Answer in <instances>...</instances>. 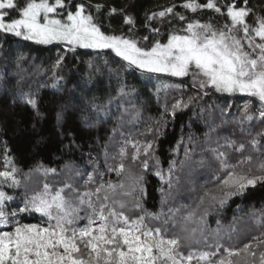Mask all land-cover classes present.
Segmentation results:
<instances>
[{"label":"trees","instance_id":"16d2710c","mask_svg":"<svg viewBox=\"0 0 264 264\" xmlns=\"http://www.w3.org/2000/svg\"><path fill=\"white\" fill-rule=\"evenodd\" d=\"M16 2L20 4L23 0ZM71 2L86 3L87 0ZM184 2L91 0L92 4L105 5L99 14L103 32L139 40L142 48L151 47L157 40L167 43L169 34L185 27L184 21L172 15L150 22L146 20L147 15L172 5H177L175 11L188 21H211L217 27L227 22L226 17L212 10L196 13L186 10L180 7ZM199 2L203 4L206 0ZM108 6L122 8L126 14L132 15L136 20L134 28L129 31L130 26L124 24L121 15L108 17ZM247 6L257 16H264V0H248ZM69 10L74 11V8ZM91 11L97 15L94 9ZM10 15L18 18L15 12ZM55 18L64 19L63 16ZM248 22L252 24L254 18ZM151 28H158L160 34L152 33ZM145 36L147 41L141 39ZM61 56L64 57L62 63L54 67ZM127 65V61L110 49L77 46L73 52L68 50L65 42L44 44L0 32V157L6 146L15 158L16 166L21 169L17 176L21 181L19 188L0 186V190L15 198L8 202L6 210L11 212L22 206L26 195L39 192L45 183L55 190L63 187L65 182H72L71 185L80 192L94 191L100 184L107 185L108 182L124 183L125 188L117 189L114 196L128 203L126 215L136 219L144 214L132 206L133 199H138L146 212L163 213L158 221L145 218L149 228L161 227L163 221L172 215L169 209H179L175 216L177 227L171 223L166 227L170 235L182 237L180 251L185 255L188 252L197 255L212 253L220 245L218 256L209 257L215 261L226 254L225 249L238 250L250 244V251L257 253L255 259L258 264L259 254L264 252V184L250 187L243 196H231L221 203L223 193L228 191H222L221 183L226 173L209 149L223 145L226 139L247 144L257 133L264 132V121L259 117L260 101L242 93L218 92L212 88L200 90L193 86L191 75L148 74ZM53 84L57 87L53 88ZM122 84L125 85L123 95L119 91ZM23 93H31L38 98V110L43 118L23 103ZM189 97L193 98L191 102ZM177 100H183L187 107L177 109L172 115L171 106ZM246 103L249 104L247 114L244 111ZM61 104L64 105V116L57 121L56 112ZM246 115L253 118L248 120ZM84 116H87V121L82 119ZM258 139L257 150L249 147L245 153L252 156L251 165H243L240 169L250 175L260 174L259 166L264 163V137ZM123 140L139 142L140 145L152 143L150 155L159 160L165 180L169 165L174 161L172 187L169 188L155 175L157 168L153 159H148L147 170L142 169L139 161H133L131 147L125 159L126 173L117 175L110 171V166L116 164L112 157L116 156ZM228 154L233 164L241 158L235 152L228 151ZM145 158L142 153L140 160ZM2 165L0 160V170H3ZM37 165L56 169V174L30 173V169ZM29 175L34 183H26L30 189L26 191L23 185ZM89 176L93 177L92 183L87 182ZM136 176L143 177L140 183L143 193L138 189L134 197L123 196L122 191L129 190L132 178ZM206 193H211L216 199H211ZM92 199L98 206L96 197ZM189 213H194V216L187 223V228L196 229L200 234L198 239H183L186 234L180 231L183 217ZM20 215L24 222H45L38 213ZM80 215L84 216L85 211L82 210ZM80 223L82 225L83 221ZM253 259L243 251L232 257L234 264H252ZM193 264L207 262L194 260Z\"/></svg>","mask_w":264,"mask_h":264},{"label":"snow or ice","instance_id":"6c2138e0","mask_svg":"<svg viewBox=\"0 0 264 264\" xmlns=\"http://www.w3.org/2000/svg\"><path fill=\"white\" fill-rule=\"evenodd\" d=\"M247 5L248 0H240L239 5L237 0L223 3L206 0L203 4L199 0H185L180 5L193 13L212 10L226 17L227 22L218 27L211 21H188L185 16L175 11L177 5L151 13L146 16L149 22L158 17L172 15L179 21H184L185 27L169 34L167 43L162 44L157 40L149 48L140 47L139 40L130 39L123 34L108 35L103 32L99 14L105 5L92 4L91 0L76 4L71 0H23L20 4L16 0H0V32L44 44L64 41L68 50L73 52L77 46L110 49L128 62V68L135 67L148 74L167 73L175 77L191 75L193 86L200 90L212 88L218 92L244 93L258 98L261 103L259 117L264 121V16H257ZM72 8L74 11L69 10ZM92 9L97 15H93ZM11 12H15L18 18H13ZM114 15L123 16L124 24L130 26L129 31L134 28L136 20L132 15L126 14L122 8L108 6L107 16ZM57 16H63L64 19L54 18ZM250 18H254L252 24L248 22ZM150 31L156 35L160 34L158 28H151ZM180 32L184 34H179ZM141 39L147 41L148 37ZM63 59V56L58 57L54 67L59 66ZM52 87H57V84ZM119 91L123 95L125 85L122 84ZM192 99L189 97V102ZM21 100L36 110L38 117L43 118V114L38 110L39 100L35 95L23 93ZM181 107H187V104L183 100H177L171 106L172 115ZM248 108L249 104L246 103L245 114ZM63 116L64 105L61 104L56 112L57 121H61ZM245 118L251 120L253 117L246 115ZM82 119L88 120L87 116ZM258 137H264V132L257 133L247 144L226 139L223 145L209 149L221 170L226 173V178L221 183L222 191H228L223 193L221 203L231 196H243L250 187L264 184V163L260 164L258 175L240 171L243 165H251L252 156L245 153L249 147L253 151L257 150ZM129 147L133 150L131 159L139 161L142 169L147 170L148 159H153L157 168L155 175L164 180L169 188L172 187L175 162L169 165L165 180L159 160L150 155L153 150L152 143L140 145L139 142L123 140L116 156L112 157L116 164L110 166V171H115L117 175L126 173L125 159L129 155ZM221 149L238 153L241 158L233 164L230 162L228 151ZM142 153L146 158L140 160ZM185 155L188 156L187 151ZM0 160L3 161L0 186L19 188L21 181L17 176L21 169L16 166L15 158L6 146ZM33 171L45 176L49 173L56 174V169L41 165L30 169V173ZM142 180V176L132 178L129 190L122 191V195L134 197L138 189L143 193L140 188ZM87 182L92 183L93 177L89 176ZM124 188V183L108 182L107 185L100 184L94 191L80 192L67 182L55 190L45 183L39 192L26 195L22 206L11 212L6 210L7 205L15 198L0 190V222L5 226L9 216L14 218L26 213H39L48 221L46 227L17 223L13 225L12 231L0 230V264H193L194 260L206 261L207 264H234L232 257L238 256L241 251L253 257L252 264H256L257 253L250 251V244H245L243 249H225L226 254L219 256L215 261L209 257L218 256L220 245H217L212 253L203 252L197 255L188 252L185 255L180 251L182 237L177 234L170 235L166 227L170 223L177 227L175 216L179 209H169L172 215L163 221L161 227L149 228L145 218L158 221L163 213L146 212L140 201L133 199L132 206L144 214L132 219L130 215L125 214L128 203L113 199L117 189ZM161 192L164 195L163 189ZM205 195L216 199L211 193ZM93 196L96 197L98 206L93 203ZM110 200L112 202L108 203ZM82 210L85 211L84 216L80 215ZM193 216L194 213H189L183 217L181 232H189L187 223ZM195 233L196 229L193 228L189 236L183 239H191ZM258 264H264V252H260Z\"/></svg>","mask_w":264,"mask_h":264},{"label":"rangeland","instance_id":"374dc122","mask_svg":"<svg viewBox=\"0 0 264 264\" xmlns=\"http://www.w3.org/2000/svg\"><path fill=\"white\" fill-rule=\"evenodd\" d=\"M55 18V17H54ZM180 34H184V33H180ZM53 42H64V41H52L51 43H53ZM93 49V48H92ZM160 74H163V75H166L167 73H160ZM170 75V74H169ZM242 94H244V93H242ZM26 180V182L24 183V188H25V190L27 191V190H30L29 189V187L28 186H26V183L28 184V183H30V182H33L34 183V179H33V177L31 176V175H29V176H27L26 178H25ZM71 184H73L72 182H70ZM111 195V194H110ZM118 197V196H117ZM113 199H116V200H120L121 199V197H120V199H117L116 198V196H113ZM125 200V199H124ZM8 211V210H7ZM39 214V213H38ZM42 218H43V220H45V222L44 223H46V224H44V223H42V224H37V225H41V226H43V227H46V226H48L47 225V218L46 217H43L41 214H39ZM20 214L19 215H17V216H15L14 218L13 217H11V216H9V218H8V221H7V226H5L2 222H0V230H2V231H12L13 230V225H15V224H17V223H19V224H35V223H28V222H24L23 220H21V218H20ZM184 234H186L185 236H189V233H190V230H189V232H183ZM180 234L183 236L184 234H182L181 232H180ZM199 236H200V234H198V233H195V236L193 237V238H191V239H194L195 237H197V239L199 238Z\"/></svg>","mask_w":264,"mask_h":264}]
</instances>
